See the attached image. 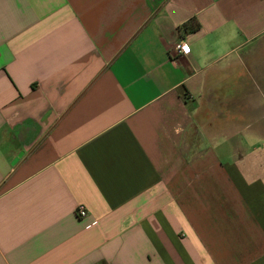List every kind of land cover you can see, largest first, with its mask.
I'll return each mask as SVG.
<instances>
[{"label":"crops","instance_id":"obj_1","mask_svg":"<svg viewBox=\"0 0 264 264\" xmlns=\"http://www.w3.org/2000/svg\"><path fill=\"white\" fill-rule=\"evenodd\" d=\"M0 264H264V0H0Z\"/></svg>","mask_w":264,"mask_h":264},{"label":"built area","instance_id":"obj_2","mask_svg":"<svg viewBox=\"0 0 264 264\" xmlns=\"http://www.w3.org/2000/svg\"><path fill=\"white\" fill-rule=\"evenodd\" d=\"M177 51H180L181 53H186L189 51V46L185 41H179L175 44L174 47ZM77 215L79 217H84L86 215V210L82 205H79L76 209Z\"/></svg>","mask_w":264,"mask_h":264},{"label":"trees","instance_id":"obj_3","mask_svg":"<svg viewBox=\"0 0 264 264\" xmlns=\"http://www.w3.org/2000/svg\"><path fill=\"white\" fill-rule=\"evenodd\" d=\"M198 28H199V24L194 18L189 19V21L184 25V29L190 32H193Z\"/></svg>","mask_w":264,"mask_h":264}]
</instances>
